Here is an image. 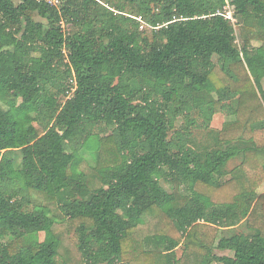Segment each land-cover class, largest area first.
<instances>
[{"label":"trees","instance_id":"1","mask_svg":"<svg viewBox=\"0 0 264 264\" xmlns=\"http://www.w3.org/2000/svg\"><path fill=\"white\" fill-rule=\"evenodd\" d=\"M263 80L264 0H0V264H178L182 245L200 264H264L262 194L227 168L264 174ZM219 112L233 119L213 130ZM34 192L74 225L79 260Z\"/></svg>","mask_w":264,"mask_h":264},{"label":"rangeland","instance_id":"2","mask_svg":"<svg viewBox=\"0 0 264 264\" xmlns=\"http://www.w3.org/2000/svg\"><path fill=\"white\" fill-rule=\"evenodd\" d=\"M230 10L234 14V10H233L232 6H230ZM237 22H238V20L235 17L234 24H235L237 35H238V42L240 44L241 40L239 38V29H238L239 25ZM253 44H254V46L260 45V43L258 41H255ZM262 59H263L262 53H258L254 57L255 69L260 71V72L262 71V68L260 65V62ZM214 60L216 61L217 57H215ZM28 62L33 67H36L42 63L37 55L30 58ZM263 86H264V80H263ZM237 101H238L237 99L231 100V104L234 107H236ZM232 119L233 118L231 116H228L224 112L216 113L214 115L212 121H211V129L220 130V129H222V127L225 125V123L227 121H230ZM25 122H26V120H21L19 123L20 127H22ZM182 122H183V120H182ZM180 125L181 124L178 123L177 127L179 128ZM204 135L199 136V139L200 140L204 139V137H205ZM94 144H95L94 139L89 138L87 141L86 147L80 151V155L83 156L85 161H86V163H85L86 167H87V165L88 166H95L97 163L96 158L94 156V154L96 155L97 150H96V146ZM242 162H243L242 159H233L228 163L227 168L230 171H232L233 174L235 173L234 182L236 183V186H235L236 188H238L239 190H244V189H247L248 187L251 188L253 186H257L258 193L262 194L261 198L258 200L257 204L255 205V207L253 209V212L251 214V220H250L251 225H262L264 222V174H260L261 172L257 173V171H254L247 166L242 167L241 166ZM12 173L14 175H17V172L14 168H12ZM162 183L170 192H172V191L178 192L179 191L180 193H182V190H184V189H180V188L175 189V184L168 183L165 180H162ZM232 187L234 189H232L231 191H237V189H235L233 184H232ZM184 192L186 193V191H184ZM34 193H35L34 196L36 197V199L39 202H42L44 204H48L52 207L53 213L58 218V222L56 224L55 231L62 238V243H61V248H60V251L62 252V254L69 261L79 260L80 259L79 254L76 251L73 244L71 243V239L69 236L71 229L74 227V225L72 224L70 219L63 218L64 217L63 214L57 208V204L54 202V200L51 196H49L48 194H40L38 192H34ZM207 194H209L211 196V198L215 199L216 201H223V200L229 199L228 192H219L217 194L216 193L210 194V192H207ZM210 231H211V233H210L211 236L216 235V238L219 239L222 236H230L236 232H249L250 230L247 228L245 223H241L240 225L236 226L233 229H218L217 230V229L212 228ZM39 237L41 240H43L44 239V233H40ZM156 240L159 244H163L165 241L168 240V237L163 236V235H158V236H156ZM158 250L159 251L162 250V245H161V248H159ZM174 252H175L174 253L175 258H178V259L180 258L178 261V264H200V262H201L202 253L196 251L193 248H188L185 245H182V247L178 248ZM215 252H217L218 254H231V252H227V251L224 252V251L216 250Z\"/></svg>","mask_w":264,"mask_h":264},{"label":"built area","instance_id":"3","mask_svg":"<svg viewBox=\"0 0 264 264\" xmlns=\"http://www.w3.org/2000/svg\"><path fill=\"white\" fill-rule=\"evenodd\" d=\"M49 3H51L52 5H55V6H58L60 5V1L61 0H48ZM230 4L227 3V5L224 7V10L221 12L220 11V14H223L226 18L232 20L233 22H235V17H234V14L233 12L230 10ZM234 10V9H233ZM140 19V18H139ZM141 20V19H140ZM141 28H143V25L141 26ZM75 89V88H74ZM73 89V90H74ZM73 92V91H72ZM70 92V94L72 93Z\"/></svg>","mask_w":264,"mask_h":264}]
</instances>
